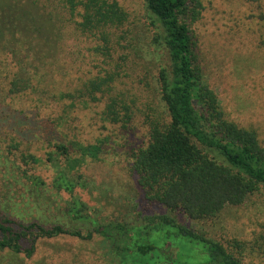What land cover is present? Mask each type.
I'll list each match as a JSON object with an SVG mask.
<instances>
[{"label": "trees", "instance_id": "trees-1", "mask_svg": "<svg viewBox=\"0 0 264 264\" xmlns=\"http://www.w3.org/2000/svg\"><path fill=\"white\" fill-rule=\"evenodd\" d=\"M48 1L58 22L73 24L82 35L106 44L112 30L126 21L117 0ZM145 1L157 30L156 40L168 52L169 69L160 71L159 83L169 121H153L148 143L125 153L141 196L139 202H130L136 217L108 221L101 216L104 210L92 209L83 200L80 193L98 191L94 180L86 175V168L102 160L108 147L104 140L84 144L68 135L69 114L82 105L86 108L88 105L83 103L88 99L97 103L106 95L105 121L128 127L134 111L112 96L115 75L94 78L73 91H51L41 89L36 74L23 65L11 78L10 92L16 95L32 91L37 114L40 104L53 101V113L58 117L48 119L49 123L46 119L43 139L50 148L46 159L26 154L22 158L37 167L48 166L53 178L48 183L42 176L17 167L5 177V190L11 193V187L22 185L23 200L45 213L55 208L60 215L54 220L49 215L25 221L8 211L12 206L5 204L6 197L0 192L1 253H12L26 262L35 256L40 240L70 236L87 241L101 239L109 254L108 264H244L220 243L180 224L176 215L204 220L216 217L229 204L241 205L264 187V147L255 131L225 119L216 93L203 84L190 29V22L197 20L201 12V1ZM4 119L10 126L8 132L24 137L18 130H11L12 118ZM5 137L13 146L21 140ZM62 194L69 199L63 200ZM55 195L62 200H53ZM185 256L189 261L183 259Z\"/></svg>", "mask_w": 264, "mask_h": 264}, {"label": "rangeland", "instance_id": "rangeland-1", "mask_svg": "<svg viewBox=\"0 0 264 264\" xmlns=\"http://www.w3.org/2000/svg\"><path fill=\"white\" fill-rule=\"evenodd\" d=\"M200 1L201 12L197 20L190 22V29L203 84L216 93L225 119L255 131L264 147V0ZM117 2L126 21L112 30L106 44L82 35L73 24L58 22L48 0H0V192L6 197L5 204L12 206L8 211L25 221L49 215L54 220L60 212L52 208L45 213L23 200L22 185L11 187V193L5 190V177L17 167L42 176L48 183L53 178L48 166L37 167L22 158L26 154L46 159L50 148L43 139L44 129L48 119L58 117L53 113V101L40 104L37 114L32 91L16 95L10 92L11 78L23 65L36 74L41 89L51 91H73L94 78L115 75L112 96L134 111L128 127L105 121L106 95L97 103L88 99L83 103L88 105L86 108L82 105L69 114L68 135L84 144L104 140L108 147L102 160L86 168V175L94 180L98 191L80 193L83 200L92 209L104 210L101 216L108 221L136 217L130 202H139L141 196L125 153L148 143L153 121H169L159 75L161 70L169 69L170 62L168 52L156 40L157 30L146 1ZM6 116L14 120L11 130H18L24 137L7 131L10 126ZM4 135L21 140L13 146ZM123 137L126 140L122 141ZM131 139L135 141L129 144ZM61 196L69 199L66 194ZM53 198L62 200L56 195ZM176 217L194 233L220 243L242 263L264 264V187L241 205H227L214 218L191 220L185 214ZM106 252L101 239L61 236L40 240L35 256L26 262L12 253L0 252V264H108ZM183 259L189 261L186 256Z\"/></svg>", "mask_w": 264, "mask_h": 264}]
</instances>
